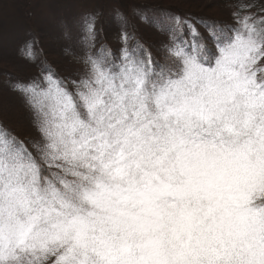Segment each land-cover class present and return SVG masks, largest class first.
I'll list each match as a JSON object with an SVG mask.
<instances>
[{"label":"rangeland","instance_id":"374dc122","mask_svg":"<svg viewBox=\"0 0 264 264\" xmlns=\"http://www.w3.org/2000/svg\"><path fill=\"white\" fill-rule=\"evenodd\" d=\"M132 1L0 0V113L31 137L12 147L0 129V264H19L9 225L28 209L27 249L86 237L79 264H264V42L218 67L209 26L210 60L174 19L212 15L213 0ZM34 158L55 176L28 205ZM116 210L147 215L149 232Z\"/></svg>","mask_w":264,"mask_h":264},{"label":"trees","instance_id":"16d2710c","mask_svg":"<svg viewBox=\"0 0 264 264\" xmlns=\"http://www.w3.org/2000/svg\"><path fill=\"white\" fill-rule=\"evenodd\" d=\"M30 1L33 0H23V5L26 10H28ZM70 1L77 2L81 0ZM132 3L135 2H133L132 0H110L109 2V4L112 5L110 7L118 8L124 13L129 12V10L131 11L134 7H136L135 5L130 6ZM101 5L103 7L102 3ZM211 5L214 11H211L212 15H209L208 13L204 14L205 18H202V14L186 11L175 13L174 16V19L178 23H187L190 25L189 30L194 35H196L195 42L196 45L200 48L201 59L210 60L214 57V53L213 50H211L210 46H208L210 45V42L212 43V40L204 31H199V22H204L205 26H209L210 33L215 36L214 41H219V48L224 49L222 51L223 53L218 55L215 60L218 67H224V63H226L230 58H234L236 55L248 54V47L252 42H264V0H213V4ZM180 34L182 36V39H184L183 44L187 48L188 44L186 42H188V39L186 38L187 35L185 30H183L182 33L180 32ZM223 37H230L231 39L229 41L224 40L226 43H223ZM140 45L147 61L152 63L153 66H159L158 63L161 61L160 58L166 57V54H158L156 56L158 50L154 49L150 43H147L144 40L140 41ZM162 61L166 62V60ZM251 64H254L253 59L251 60ZM15 116L18 117V114H15ZM206 117L207 115L197 120L189 119V121L196 123L197 121L203 120ZM12 122L13 121L8 114L0 113V129L10 140L11 146H19V144L28 146L31 142L30 133H23L20 129H16L15 126L13 127ZM33 165L34 169L31 170ZM33 165L30 168L32 178L29 179V183L32 186L31 193L33 195L32 198H30V202H28L27 200L28 205H34L44 200L45 196H43L42 194L47 193V191L50 189L47 181H51L53 176H55L53 172H49L42 166V161L40 159L37 160L36 158H34ZM136 193H131V195L125 196L124 199H126L127 201H130L131 198L135 200V198H133V195H135ZM136 195L140 197V194ZM112 213L119 219L131 223L132 225L141 228V230L144 229V232H149L150 230V228L147 227L150 224L149 220L147 219L148 216L143 215V213H140L138 215L130 214L127 211H114ZM34 218H37L39 220L36 214L28 209L23 220H17L13 224L9 225L14 229V231H20V235L15 240H13L14 238L11 237L8 243V245H10L11 252L21 255L18 261L19 264H27L30 262V260L32 264H38L41 262H47L49 264H69L68 262L79 264V259L72 255L76 251H85L87 253V259L91 257V240L87 239L86 237L84 242H73V240H70L69 245L64 248L54 247L49 248L48 250L46 249L47 247L45 246L44 241H42V243L40 244V248H37L36 252L35 249L28 250L27 245L29 244L30 246L35 242L32 241V233L27 230L31 225H34ZM47 229V231H50L52 229V226L48 225ZM47 231L44 234H46ZM23 233L24 239L22 240ZM149 246L150 244H146L144 247L140 248V251L144 250L142 252L143 255L149 248ZM148 262L157 264L152 260H148ZM83 264H90V262L86 260L83 262Z\"/></svg>","mask_w":264,"mask_h":264},{"label":"bare ground","instance_id":"6f19581e","mask_svg":"<svg viewBox=\"0 0 264 264\" xmlns=\"http://www.w3.org/2000/svg\"><path fill=\"white\" fill-rule=\"evenodd\" d=\"M206 158H208L209 160H210V156L208 155V154H206V156H205Z\"/></svg>","mask_w":264,"mask_h":264}]
</instances>
